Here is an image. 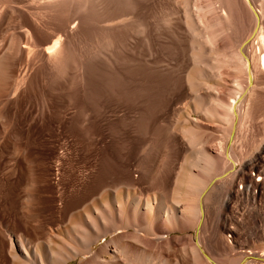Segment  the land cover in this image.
<instances>
[{
  "label": "bare ground",
  "instance_id": "1",
  "mask_svg": "<svg viewBox=\"0 0 264 264\" xmlns=\"http://www.w3.org/2000/svg\"><path fill=\"white\" fill-rule=\"evenodd\" d=\"M41 1L0 0V95H7L2 107L11 112L13 126L9 139L14 144L20 142L23 118L32 123L50 120V117L46 118L47 114L50 115L46 102L49 99L45 98L47 105L45 102L33 105L32 98L28 101L31 97L29 91L34 85L30 82L24 89L17 61L26 53L35 60H47L60 47L63 37L67 39L77 29L75 23H66L61 34L42 35L39 29L28 26L24 8L37 6ZM174 1L183 7L182 23L188 35L186 41L192 63V69L181 77L182 87L189 92L203 89L205 92L218 90L223 93L213 99L207 97L210 101L207 105L202 103L206 97L201 100L198 96L192 101L191 109L198 114L197 118L187 117L175 131V124L168 123L172 125L169 126L175 139L170 141L177 142L180 147L178 163L172 160V155L171 160L166 157L167 151L164 157L168 160L163 156L166 160L159 159L158 162L157 158L147 162L140 160L137 175L133 174L135 166L133 173L131 170V173L125 172L113 179L109 176L112 180L108 185L105 180L109 177L99 176L105 184H94L97 188L92 183H98V179L95 182L96 179L90 178L94 180L89 181L96 190H91L94 187L90 184V189L89 182L85 181L91 190L88 189L89 195L76 190L80 197L77 198L75 192V201L66 196L68 200L65 202L61 197L63 201H60L66 203H60L64 209L69 200L72 202L69 209H65L66 214L65 211L64 216L62 214L70 225L64 232V240H60V221L51 229L60 244L45 238L46 242L38 246V242L14 235L8 229L6 243H3L6 246L0 245L5 248L2 258L6 264H68L71 261L76 264H264V120L260 128L257 126L260 129L259 132L257 130L259 140L249 143L245 133L252 127L245 131V123L256 117L253 114L258 113L260 118H254L258 122L264 115V85H261L264 81H259L262 75L264 77V0H204L202 4L195 0L192 4V0ZM162 2L165 3L160 0L159 4ZM189 5L194 8L193 13L187 12ZM82 8L80 6L79 10ZM165 17L160 19L161 25L167 23V27H172L169 25L171 21L167 22L172 17ZM231 31L239 33L238 41L236 38L232 40L234 35ZM181 36L184 38L185 34ZM186 41L182 46L187 45ZM207 46L212 57L205 58L202 48L205 50ZM185 47L182 49L188 51ZM83 54L80 53L79 60L85 59ZM200 57L207 60L206 64L212 58V66L206 65ZM81 62L79 64L84 66L85 63ZM230 81L234 85L231 86ZM224 91L233 94L231 98ZM22 92L28 94L25 102L19 98L23 96H20ZM0 119H5L3 113ZM166 125L168 128L164 130L167 132L163 133L169 136V126ZM208 128L211 131L207 132ZM214 132L219 133V142L213 144L215 151H212L213 145H206L214 142ZM164 139L166 141L167 138ZM174 144L171 146L175 149ZM18 145L14 146L13 163L16 166L18 151L21 150ZM247 145L250 148L245 152ZM258 160L262 162L260 165ZM154 161L163 169L173 165V161L176 164L169 170L161 168L162 174L159 167V173L156 167L153 169ZM144 164L148 170L141 171L139 167ZM84 184L81 186L83 190L87 187ZM144 184L147 191L143 190ZM96 198L100 199V204L91 206Z\"/></svg>",
  "mask_w": 264,
  "mask_h": 264
},
{
  "label": "rangeland",
  "instance_id": "2",
  "mask_svg": "<svg viewBox=\"0 0 264 264\" xmlns=\"http://www.w3.org/2000/svg\"><path fill=\"white\" fill-rule=\"evenodd\" d=\"M164 1L161 6L160 0H42L37 6L24 8L25 22L28 26L39 29L42 35H59L66 23H75L77 29L67 39L63 37L60 47L47 60H35L30 53H26L17 61V71L23 77L24 89L30 82L34 85L30 86L34 91L27 89L31 94L28 101L32 98L30 102L39 105L46 101L45 98L49 99L46 101L48 105L45 103L47 109L51 110H47L50 115L46 116V118L50 117L48 118L50 120L43 119L38 123H32L27 118H23L21 135L18 139L20 142L17 141V144L9 139V132L13 126L11 112L2 107L7 95H0V114L5 115V119H0V245L2 247L3 243H6L5 237L8 231L14 235L25 236L23 238L39 243L38 246L46 242L45 238H50L54 244H60V240H64L65 230L70 226L69 222L62 218V214L64 216L65 209L68 210V205L72 204L69 200L64 209L61 205L66 204L61 202L63 197L66 202L68 200L66 196H70L75 201L74 196L78 192L84 195L88 192L89 195L92 184L103 185L104 181L99 179V176L104 179L105 176L107 178L110 176L113 179L119 174L121 176L129 171L131 173V170L133 173L135 166L133 174L137 175L139 173L137 164L140 160L147 162L157 158L158 162L159 159L166 157L169 160L172 157L174 158L172 160L180 159L179 145L174 141L176 147L174 142L170 141V139L175 140L171 132L172 125L175 124L173 126L175 131L183 125L182 122L187 117L197 118L198 114L192 111V101L198 96L199 99L206 97V100L202 98L205 100L202 103L207 105L210 102L208 98L220 97V93L223 92L219 93L218 90L205 92L203 89L189 92L184 86L186 92L183 91L181 77L192 69V63L189 61L190 47L186 41L188 35L182 23L183 7L180 4L178 6V2L174 0ZM193 1L190 3L204 2V0ZM80 6L83 7L81 11ZM190 9L187 12L193 13L194 8L191 6ZM166 15H170L172 18L167 17L171 20L165 19ZM162 17H165L163 19L167 22L171 21L169 25L172 27H167V23L164 24L165 26L161 25ZM179 28L187 38L181 36ZM176 30L179 32L175 33ZM233 32L231 31L234 35H231L232 40L236 38L235 40L238 41L239 33ZM173 35L176 38L180 35V38L185 39L187 45L184 46L188 51L182 49L184 41L180 42V38L176 40ZM208 50V46L205 50L202 48L204 57H212ZM80 53H84L85 61L79 60ZM200 59L205 60L202 57ZM209 60V64H206L207 60H205L206 65L211 64L212 58ZM81 61L85 63L84 66L79 64L82 63ZM215 70L219 72L218 69ZM260 80L264 81L263 75ZM223 81H226V78H223ZM229 84L232 86L234 82L230 81ZM224 92L230 98L233 95ZM26 93L22 92L20 96L24 97ZM26 96L23 99L19 98L25 102L28 97ZM262 103L264 105V100ZM49 105L51 108H48ZM257 114H253L256 117L252 116L253 118L245 123V131L252 125L250 132L249 130L245 132L249 137H246L249 143L254 139H260L257 133L264 115L262 114L258 122L256 120L260 117L258 118ZM162 124L171 126L168 132L172 135H169V139L167 131L164 130L168 127L165 128ZM209 131L211 130L208 128L207 132ZM214 134L212 136L214 142L207 143L206 146L212 147L219 142V133L217 136ZM164 138H167L166 141ZM171 144H174L175 149ZM15 145L19 146L18 149L21 148L18 151L19 167L13 163ZM246 147L248 148L245 152H248L250 145ZM214 148L213 145L212 151H215ZM258 161L260 165L262 162ZM157 162L152 163L155 166L151 164L153 169L156 167L157 170L159 167L156 165ZM172 163L176 164L175 161ZM174 164H171L173 168ZM146 165H142L139 169L148 170ZM171 166L167 167L168 170ZM161 168L158 169L163 174V170L167 168L164 167L163 170ZM159 171L157 170L158 173ZM110 177L105 180L107 185L108 182L111 183ZM90 178L96 179L95 182L98 179V183L91 184L89 180L92 182L94 180ZM85 181L89 182L90 189ZM83 184L88 187L85 188L87 191L81 188ZM95 187L91 190H96ZM142 187L146 190L145 184ZM134 192L138 194L137 191ZM143 192H140V196ZM98 199L96 198L98 202L93 200L91 206L99 205L101 201ZM58 208L64 210L60 209L57 212ZM89 208L85 207V209ZM56 222L61 225L60 240L53 237L51 232ZM53 242L50 244L51 247ZM1 246L0 264H6L7 262L2 258L5 248ZM76 263L71 261L68 264Z\"/></svg>",
  "mask_w": 264,
  "mask_h": 264
}]
</instances>
